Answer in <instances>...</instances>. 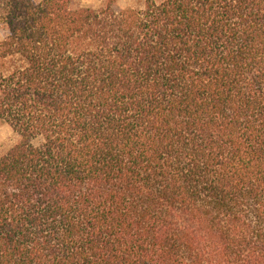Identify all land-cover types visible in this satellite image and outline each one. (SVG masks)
Returning a JSON list of instances; mask_svg holds the SVG:
<instances>
[{
  "label": "trees",
  "instance_id": "obj_1",
  "mask_svg": "<svg viewBox=\"0 0 264 264\" xmlns=\"http://www.w3.org/2000/svg\"><path fill=\"white\" fill-rule=\"evenodd\" d=\"M74 1L0 0V264H264V0Z\"/></svg>",
  "mask_w": 264,
  "mask_h": 264
},
{
  "label": "rangeland",
  "instance_id": "obj_2",
  "mask_svg": "<svg viewBox=\"0 0 264 264\" xmlns=\"http://www.w3.org/2000/svg\"><path fill=\"white\" fill-rule=\"evenodd\" d=\"M39 2L43 0H37ZM109 0H75L77 7L100 9L107 5ZM142 6V3H136L135 0H119L118 8H127L130 6ZM5 37V33L0 30V41ZM21 136L15 132L11 126L4 120H0V153H4L19 143ZM42 139L34 141L35 145L41 144Z\"/></svg>",
  "mask_w": 264,
  "mask_h": 264
}]
</instances>
